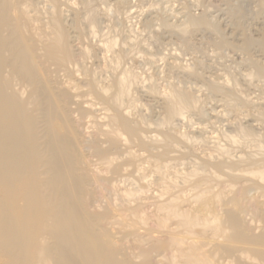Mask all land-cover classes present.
I'll use <instances>...</instances> for the list:
<instances>
[{
	"label": "bare ground",
	"instance_id": "bare-ground-1",
	"mask_svg": "<svg viewBox=\"0 0 264 264\" xmlns=\"http://www.w3.org/2000/svg\"><path fill=\"white\" fill-rule=\"evenodd\" d=\"M64 5L0 0V264H264V130L240 122V134L227 139L254 138L255 151L233 155L217 143L171 173L170 153L182 159L194 151H179L174 140L193 138L162 127L194 110L198 98L179 88L162 93L159 134L147 136L144 115L131 111L133 66L111 76L128 58L130 38L119 50L118 37L93 44L97 27L89 26L95 38L87 40ZM216 23L203 12L176 32L186 43L192 31L212 32L218 45L254 48L264 59V33L254 38L237 23L235 43ZM258 61L248 62L264 75ZM210 84L220 95L228 88Z\"/></svg>",
	"mask_w": 264,
	"mask_h": 264
},
{
	"label": "rangeland",
	"instance_id": "rangeland-1",
	"mask_svg": "<svg viewBox=\"0 0 264 264\" xmlns=\"http://www.w3.org/2000/svg\"><path fill=\"white\" fill-rule=\"evenodd\" d=\"M124 1L126 2V4H121V3L119 4L116 2V0H64L65 5L62 6V8L70 10V12L68 11L66 13L67 17H74V16L78 17V20H80V22L77 21V28L80 26L79 27L80 29H82V30L84 29L83 33L85 32L84 34H86V35L88 34L87 40H89V38L90 39L92 38L91 36H89L90 33H88L89 32L88 30H90L89 26L91 27L94 25L95 27H97L96 30H97V34H98V37H97L98 39L100 37L101 40L106 41L108 39L112 40V37H113V39H116V40L119 38L118 39V46L116 45L114 47L115 50H119L120 48H122L120 46L124 47L125 43L130 44V47H129L130 50H129V48H126L127 45L124 48L128 50L127 56L131 60L129 62H127L129 59L126 57V61L123 62V64L119 67V69L118 68L116 69L118 72L114 69H110L111 73H113L111 75V73L109 72L110 70L108 69L107 74H110L111 76H115L123 68L129 67V69H130V67L133 66L131 68V70L134 73L136 72L135 79H137V80L133 81L135 83V84L132 83L133 84L132 86L134 88L131 86V90H130V91H132L130 93L131 94L130 98L132 97V99H133V106H131L132 107L131 111H132V114L133 113L135 115L137 114L136 117H139L140 111H141V113H140L141 116L144 115V118H145L146 123H147V125H146L147 126V129H146V135L147 136L159 134L160 129H159L158 124H159L160 120L164 117L163 116L164 111L161 108L159 98H157V97L158 96L160 97L162 93H166V92L170 91V89H178L179 88V89H186V90L191 91V93L194 94L193 96L198 98V102L196 104L197 106L194 108V110L192 109V110L186 111L184 113V116H182V118L181 117L180 118L179 117L174 118L170 124L162 127V129L164 131H167V130L170 131L173 129L171 131L172 133H175V129L179 128L178 132L180 134H181V132H182V134L184 132V134L189 135L188 138L190 137V140H191V138H193L191 141H189L192 144L189 142H187V144L182 143V142L178 143V141L176 142V140H174V142H175L174 145H176V148H178L179 151L180 150L181 151L187 150L186 148H184V146L185 147L187 146L188 149L191 148L194 151H193L192 155H186L187 158L185 156L182 159H180L179 158L180 156H178L180 152H177L176 156H175L176 152H174V153L172 152V154L170 153L169 157L172 158V160L168 159V161H169V164L173 167V168H171V170L173 172L171 170H169V171L171 173H174V170L177 169V166H179V165H180L178 168L179 170H181V168L183 169L184 166H185V168L189 167L190 163L196 157H199V156L202 157L203 156L202 154H205V153L212 151L213 147L215 145H218V144H220V145L224 144V146L227 147V149L229 147V150L231 153L233 152L232 153L233 155L238 154L237 152H240L243 150L245 152H251L252 151L251 149H253V151H255L256 150V147H255L256 142H254L255 141L254 138L253 139H251V137L239 138L238 142H236L234 144L228 140L229 138L227 139V136H237V134H240V133H238L239 132L238 130H239V127H241V125L245 126V127L252 125V126H254V128H255L254 130L256 133L257 132H259L258 134H260V132L263 133L262 130H264L263 129L264 128V113H263L264 112V107H263L264 106V102H263L264 101V97H263L264 96V75H260L261 77L259 75H256L255 74L256 68L254 67V65H252V62H248L251 59H252V61H258L259 60L257 63L259 65L263 64L261 67H264L263 57L259 54L257 49H254V48H253V50H251L252 52L250 51L247 54V53L240 51L238 49H231L230 47H227V46L218 45V43H217L218 42V36L215 37L216 35L213 34L212 32H208L205 30L192 31L189 35H187V43H186V41L184 42L182 40L181 36H179L176 31L183 26L182 24L184 23L185 20H187V18L189 16H191V15L197 16V15L204 12L205 16L208 17V19L214 21V23L217 22L216 24H218L222 33H224V35L226 34V36H225L226 38L231 39V37H232V39L230 41H235V43H238V34H237V31H235V30H237L236 28H237L238 24L243 25L241 27L248 29L247 30V31H249L248 34H250V36L256 38V36L258 34H261V32L264 33L263 32L264 31L263 30L264 25L262 26V24H264V22H263L264 21V8H262L260 6V4H259L260 0H124ZM82 2H84V3H82ZM43 5H46V3L41 2L39 5L40 8ZM127 7H128L129 13L127 12ZM42 8L44 9L45 7L43 6ZM185 8H186V10H185ZM257 10H259V11H257ZM123 11L125 13L126 12L127 13L125 14ZM76 12H77V14H75ZM127 14H129V15H127ZM127 16H128V18H127ZM237 16H239V17H237ZM87 17H89L90 19L89 18L87 19ZM228 17H230V18H228ZM79 18H81V19H79ZM161 18H163V20ZM262 19H263V21H262ZM92 22H93V24H92ZM89 23H90V25H89ZM164 23L166 25H170V26L173 25L172 27L174 29L173 28L171 30L168 29ZM246 27H248V28H246ZM128 30H129V32H128ZM171 31H173V32H171ZM253 31H256V32H253ZM234 34L235 35L237 34V35L235 36ZM105 35H107V36H105ZM126 37H127V40L130 38L129 43H127L128 41L125 40ZM94 38L95 37H93L92 39H94ZM97 38H95V41H93L91 39V41H93L91 43L95 44L94 42L98 43L101 41L100 39L98 40ZM121 40H123L124 42L126 41V42L122 43ZM103 41H101L100 44H102ZM122 44H124V45H122ZM187 45H189V46H187ZM223 47H227V48H223ZM217 48H219V49H217ZM145 52H146V54H145ZM244 53H245V55H244ZM108 55H110V54L108 53ZM143 56H145V57L143 58ZM151 57H153L154 59L152 58L153 59L152 60ZM162 58H163V60H162ZM246 58H250V60L247 61L248 63L247 62L244 63L246 61ZM257 58H259V59H257ZM176 59H177V63H176ZM152 61H154V62H152ZM125 62H127L128 64L125 65L124 64ZM132 62H133V64H132ZM150 62H151V64H150ZM180 63H182L183 65ZM172 64H173V66H172ZM184 66L187 67L186 70H185L186 67H184ZM188 67L190 70L193 69L192 71L195 72L197 74V76L191 74V72L188 70ZM173 68H174V70H173ZM103 73L102 74L105 75V72H103ZM250 73L255 74L254 76H252L253 78L251 77V79L249 76H247ZM192 76L195 78H193ZM137 77H139V78H137ZM141 77H143V79ZM259 78H261V79H259ZM199 79H201V80H199ZM219 82H220V84H219ZM231 82H233V83H231ZM210 83L219 84V85H222V83H223V85H225V88L228 87L227 89H225L228 91V93H226L227 91L223 92V94H221V95H220V93H222V92L216 93L215 91H213L211 89ZM226 84L227 85L229 84L230 86L229 85L227 86ZM147 85H149V86H147ZM152 85H153V88L154 87L158 88V90L156 89L158 91L157 92L158 95H156V96H155V94L152 95L148 89ZM199 85L201 86V89H200ZM203 85H204V87H203ZM142 87L146 88V90ZM259 87H262V88H259ZM142 89H143V91H141ZM192 89L194 91H192ZM208 90H210V91H208ZM226 95H228V96H226ZM217 97H218V99H215ZM154 99H156V100H154ZM223 99H224V101H223ZM235 99H237V100H235ZM241 99H242V101H241ZM248 102L250 103V105ZM214 103H216V104H214ZM219 103H221V104H219ZM135 104H137L136 107L134 106ZM140 104H141V106H140ZM261 108H263V109H261ZM136 111H138V112H136ZM134 114H133V116H135ZM155 121H157V122H155ZM149 125H151V126H149ZM170 127H172V128L170 129ZM260 129H262V130H260ZM156 131H158V132H156ZM178 132L176 131V133H178ZM192 135H194V136H192ZM194 137H195V140H194ZM201 141H203V142H201ZM189 144H191V145H189ZM177 145H179V146H177ZM210 146H211V148H210ZM256 146H257V143H256ZM201 147H204L205 149H203ZM215 147H217V146H215ZM215 147H214V149H215ZM231 149H233L236 152H234ZM191 157H193V158H191ZM175 158L177 160H175ZM170 160H171V162H170ZM172 164H174V165H172ZM148 177H150V174ZM148 177H147V180L150 179Z\"/></svg>",
	"mask_w": 264,
	"mask_h": 264
}]
</instances>
